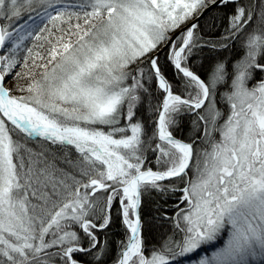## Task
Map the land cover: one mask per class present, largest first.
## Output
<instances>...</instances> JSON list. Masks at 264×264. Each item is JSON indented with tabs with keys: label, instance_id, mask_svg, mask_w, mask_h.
<instances>
[{
	"label": "snow or ice",
	"instance_id": "1",
	"mask_svg": "<svg viewBox=\"0 0 264 264\" xmlns=\"http://www.w3.org/2000/svg\"><path fill=\"white\" fill-rule=\"evenodd\" d=\"M117 218L114 264H264V0H0V264H107Z\"/></svg>",
	"mask_w": 264,
	"mask_h": 264
},
{
	"label": "trees",
	"instance_id": "2",
	"mask_svg": "<svg viewBox=\"0 0 264 264\" xmlns=\"http://www.w3.org/2000/svg\"><path fill=\"white\" fill-rule=\"evenodd\" d=\"M245 2H251V0H245ZM199 24L203 33H205L206 35L217 36L221 31H223L224 27H226L227 21L223 19V10L212 9L206 16H204V18L201 19ZM217 55L235 58L239 55V53L234 49L223 53H216L209 51L208 49H204L202 52L197 53L196 57L193 58V60L191 61V67L194 71H201V65L204 64V66L207 67V62ZM201 74L203 75L202 71ZM140 114L145 118L148 115L143 110H141ZM191 119L192 117H188L187 119H185L184 123L182 124L181 130L176 133L178 138H186L190 134ZM165 203L170 208L173 203V199L170 198V196H165L162 198L159 194H154L151 197H146L144 200V205L142 208V217L145 222L144 236L149 245L159 240L163 234L170 233L171 231L170 222L160 219H154V217H158L160 215L156 211L157 207ZM123 232L124 230L120 226L119 220L117 218L116 222L110 229L112 255L108 258L107 264L114 263V259L117 253V244L120 240L124 239ZM193 256L196 258L197 254H193ZM81 259L86 260L87 258L81 257ZM183 259L180 258V262Z\"/></svg>",
	"mask_w": 264,
	"mask_h": 264
},
{
	"label": "rangeland",
	"instance_id": "3",
	"mask_svg": "<svg viewBox=\"0 0 264 264\" xmlns=\"http://www.w3.org/2000/svg\"><path fill=\"white\" fill-rule=\"evenodd\" d=\"M9 86H11V85H9ZM193 254H197V257L195 258L194 256H193ZM193 254H190L189 256H187V257H182V259L183 260H181V262H180V264H197V261L199 260V258L201 257V256H203V255H205L206 253L203 251V250H201V251H199V252H197V253H193ZM207 254H209L210 255V253H207ZM194 257V258H193Z\"/></svg>",
	"mask_w": 264,
	"mask_h": 264
},
{
	"label": "water",
	"instance_id": "4",
	"mask_svg": "<svg viewBox=\"0 0 264 264\" xmlns=\"http://www.w3.org/2000/svg\"><path fill=\"white\" fill-rule=\"evenodd\" d=\"M211 10H212V9H211ZM211 10L207 11V12L203 15L202 18H204V16H206ZM202 18H201V19H202ZM201 19L199 20V22L201 21Z\"/></svg>",
	"mask_w": 264,
	"mask_h": 264
}]
</instances>
